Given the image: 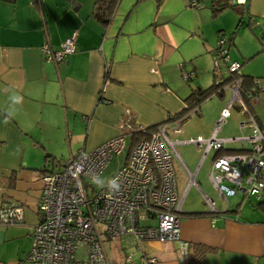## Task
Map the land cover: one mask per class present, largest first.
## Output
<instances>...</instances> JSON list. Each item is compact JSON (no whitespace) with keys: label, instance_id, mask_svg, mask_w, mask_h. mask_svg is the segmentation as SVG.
<instances>
[{"label":"crops","instance_id":"0c3cea01","mask_svg":"<svg viewBox=\"0 0 264 264\" xmlns=\"http://www.w3.org/2000/svg\"><path fill=\"white\" fill-rule=\"evenodd\" d=\"M225 4L240 6L215 11ZM95 10V0H0V209H24L23 222L0 223V264H27L49 161L68 160L118 135L126 108L148 126L182 111L192 93L216 83L205 87L203 79L213 72L221 35L229 38L230 56L242 63L241 72L264 79V0H201L199 7L191 0H119L109 25ZM74 31L76 52L59 63L48 60L43 46L60 48ZM183 71L196 75L187 80ZM230 94L213 95L220 98V110L205 121L207 127L190 130L186 123L203 116L201 105L200 114L183 124L185 135L210 136ZM250 107L264 129V93ZM244 117L235 106L221 134L250 132L240 127ZM180 146L195 157L182 158L186 167L175 161L179 195L186 192L188 171L199 183L188 188L182 203L181 239L146 242L144 252L135 240L110 241L111 264H138L146 256L156 260L144 264H189L194 245L210 248L204 264H264V211L258 204L244 211L251 198L242 194L230 205L210 179L214 153L200 165L198 147ZM203 192L215 199L216 210ZM181 241L190 243L188 253ZM130 252L134 258L127 262Z\"/></svg>","mask_w":264,"mask_h":264},{"label":"built area","instance_id":"2783aa9c","mask_svg":"<svg viewBox=\"0 0 264 264\" xmlns=\"http://www.w3.org/2000/svg\"><path fill=\"white\" fill-rule=\"evenodd\" d=\"M191 4L199 7L201 0H191ZM77 37L78 31H74L60 48L46 43V58L56 63L64 61L76 52ZM214 64L222 79L208 98L225 90L231 94L210 136L185 135L183 127L185 121L200 114L202 103L188 104L155 126L140 122L132 109L126 108L118 135L94 149H81L68 160L49 161L43 168L39 222L33 230L27 264H111L107 240H135L140 251L149 241L180 240L185 194L191 185L199 186L196 174L187 169L190 181L186 192L182 196L178 193L175 161L186 167L177 149L180 145L198 147L202 151L200 165L214 153L210 179L226 201L238 194L264 200V129L250 107L264 91V79L256 78L250 87H244L242 63L231 58L226 35L218 40ZM223 66L230 74L228 79L223 77ZM195 75L194 71H183L187 80ZM237 105L245 116L240 127L250 132L224 136L221 133ZM236 145L240 148L233 149ZM121 155L124 158L110 178L93 185ZM113 181L119 185L118 190L112 187ZM203 196L208 207L216 210L215 199L204 192ZM23 220L22 205L0 209L1 224ZM189 246L188 241H181L182 252L188 253ZM133 258L130 252L126 261L132 262ZM155 260L146 256L138 264Z\"/></svg>","mask_w":264,"mask_h":264},{"label":"rangeland","instance_id":"374dc122","mask_svg":"<svg viewBox=\"0 0 264 264\" xmlns=\"http://www.w3.org/2000/svg\"><path fill=\"white\" fill-rule=\"evenodd\" d=\"M215 71H216V67H215V64L213 63V72H212V74H208V75H211V76H206L205 79H203L204 80L203 84H204L205 87L210 86L214 82L221 81V79H222L221 74H219L217 71L216 72ZM214 72L217 75H215ZM228 75H230V74L228 73L225 76L227 77ZM215 76H216V81L214 79ZM213 80H214V82H213ZM262 93H264V92H262ZM225 100H226V98H225ZM202 105H203V112H204L203 116L202 117H198V116L197 117H193L189 122L187 121V123H186V125L189 127L190 130H198L200 128H204V127L208 126V123L205 122V121L209 117L214 116L218 112V110H220L219 109V107H220V98H219V96H213L212 98H208L204 102H202ZM237 119H238V115L235 113L234 116L231 118V120L236 121ZM186 147H188V146H178L177 149H178L179 153L182 155V158L184 160L190 161V160H192L195 157V152L192 149H189V148H186ZM123 158H124V155L116 156L111 161V163L108 165L107 169L104 171V173L102 174L101 178L97 182L93 181V185L99 186L101 183L106 182L110 178L111 174L115 171V169L117 168L119 163L123 160ZM206 165H207V163H205L204 166L206 167ZM204 170H205V168H204ZM181 177H182V175H181ZM87 181H89V180L87 179ZM242 197H243L242 195L235 196V197H230V201H231L230 205H234L238 201H241ZM258 203H259V201L254 199V198L248 199L246 201L245 205L243 206L244 211L252 209L253 208V204L257 205ZM221 204H222V201H221ZM109 243H110V240H107L106 241V246H107L108 251H109L110 256H111V255H113V251H111L109 249Z\"/></svg>","mask_w":264,"mask_h":264},{"label":"trees","instance_id":"16d2710c","mask_svg":"<svg viewBox=\"0 0 264 264\" xmlns=\"http://www.w3.org/2000/svg\"><path fill=\"white\" fill-rule=\"evenodd\" d=\"M158 2H162V0H158ZM119 3V0H95L96 4V10H95V16L100 20L104 25H109L113 15L116 11L117 5ZM233 7L238 8L240 4H231V5H224L221 8H216L215 11H222L227 7ZM243 24V20H240L239 26ZM244 87H250L253 84V81L257 78H247L244 74ZM218 88V84L214 83L209 88L203 89L200 88L199 90L192 93V95L189 98V105L194 106L196 104H201L204 102L216 89ZM258 208L262 211H264V200H258ZM210 250L209 247H206L204 245H194L192 252L190 253V262L189 264H204V259L206 253Z\"/></svg>","mask_w":264,"mask_h":264},{"label":"clouds","instance_id":"9594fccd","mask_svg":"<svg viewBox=\"0 0 264 264\" xmlns=\"http://www.w3.org/2000/svg\"><path fill=\"white\" fill-rule=\"evenodd\" d=\"M112 187L115 188L116 190L119 189V185H117V184L115 183V181L112 182Z\"/></svg>","mask_w":264,"mask_h":264},{"label":"water","instance_id":"95a60500","mask_svg":"<svg viewBox=\"0 0 264 264\" xmlns=\"http://www.w3.org/2000/svg\"><path fill=\"white\" fill-rule=\"evenodd\" d=\"M246 5H247V7H249V3L248 2L246 3Z\"/></svg>","mask_w":264,"mask_h":264}]
</instances>
